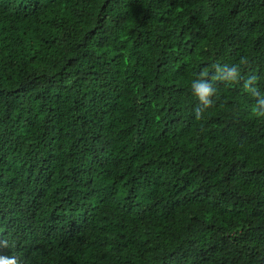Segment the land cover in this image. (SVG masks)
Here are the masks:
<instances>
[{
	"label": "trees",
	"instance_id": "obj_1",
	"mask_svg": "<svg viewBox=\"0 0 264 264\" xmlns=\"http://www.w3.org/2000/svg\"><path fill=\"white\" fill-rule=\"evenodd\" d=\"M261 100L264 0H0V256L264 264Z\"/></svg>",
	"mask_w": 264,
	"mask_h": 264
},
{
	"label": "clouds",
	"instance_id": "obj_2",
	"mask_svg": "<svg viewBox=\"0 0 264 264\" xmlns=\"http://www.w3.org/2000/svg\"><path fill=\"white\" fill-rule=\"evenodd\" d=\"M218 71H224L223 69H217ZM226 79L236 80L238 78V71L235 67L226 70ZM192 95L201 105H209L212 103V97L215 94V87L207 79H195L190 85ZM260 111L264 112V100L259 102ZM7 246V242H4ZM0 264H18L16 256H0Z\"/></svg>",
	"mask_w": 264,
	"mask_h": 264
}]
</instances>
